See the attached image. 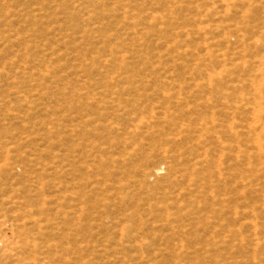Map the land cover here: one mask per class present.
Returning a JSON list of instances; mask_svg holds the SVG:
<instances>
[{"label": "rangeland", "instance_id": "1", "mask_svg": "<svg viewBox=\"0 0 264 264\" xmlns=\"http://www.w3.org/2000/svg\"><path fill=\"white\" fill-rule=\"evenodd\" d=\"M215 8L264 0H0V264H264V184L184 165Z\"/></svg>", "mask_w": 264, "mask_h": 264}, {"label": "bare ground", "instance_id": "2", "mask_svg": "<svg viewBox=\"0 0 264 264\" xmlns=\"http://www.w3.org/2000/svg\"><path fill=\"white\" fill-rule=\"evenodd\" d=\"M220 9L226 13L238 10L240 17L231 24L215 25L214 30L201 21L197 35L203 38L205 50L191 52V37L186 41L187 106L192 104L196 73V92L206 95V101L199 102L196 117H189L184 124V165L214 173L219 183L228 180L223 171L233 166L238 172L235 179L264 184V8H215ZM209 11L206 8L207 16ZM232 33L236 34V47L229 55L228 37ZM210 46L219 49L212 54ZM202 76L205 78L201 80ZM205 104L207 111L203 112ZM177 174L169 177L176 185L180 183ZM204 177L210 180L213 176Z\"/></svg>", "mask_w": 264, "mask_h": 264}]
</instances>
